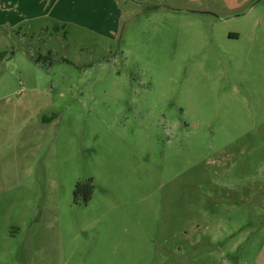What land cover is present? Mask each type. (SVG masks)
<instances>
[{
    "label": "rangeland",
    "instance_id": "1",
    "mask_svg": "<svg viewBox=\"0 0 264 264\" xmlns=\"http://www.w3.org/2000/svg\"><path fill=\"white\" fill-rule=\"evenodd\" d=\"M0 264H264V0L0 4Z\"/></svg>",
    "mask_w": 264,
    "mask_h": 264
},
{
    "label": "trees",
    "instance_id": "2",
    "mask_svg": "<svg viewBox=\"0 0 264 264\" xmlns=\"http://www.w3.org/2000/svg\"><path fill=\"white\" fill-rule=\"evenodd\" d=\"M38 60V58H37ZM83 194V200L84 201H88L91 194H92V184L90 183V181L85 182V183H77L75 185L74 191H73V195L74 198L77 199L79 197V195Z\"/></svg>",
    "mask_w": 264,
    "mask_h": 264
},
{
    "label": "crops",
    "instance_id": "3",
    "mask_svg": "<svg viewBox=\"0 0 264 264\" xmlns=\"http://www.w3.org/2000/svg\"><path fill=\"white\" fill-rule=\"evenodd\" d=\"M17 1H19V0H0V4H2V3L3 4H8L11 7H15L17 5ZM33 17H35V16L29 15V16H27V19L28 18H33ZM36 17H42V14H38Z\"/></svg>",
    "mask_w": 264,
    "mask_h": 264
}]
</instances>
